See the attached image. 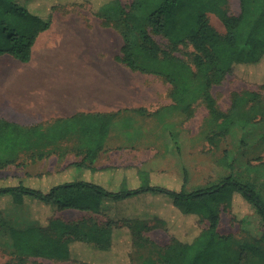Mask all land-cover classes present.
Listing matches in <instances>:
<instances>
[{
	"label": "trees",
	"instance_id": "trees-1",
	"mask_svg": "<svg viewBox=\"0 0 264 264\" xmlns=\"http://www.w3.org/2000/svg\"><path fill=\"white\" fill-rule=\"evenodd\" d=\"M82 1L101 4L97 9L92 7V15L100 20V26L120 35L122 46L115 58L117 63L131 72L160 78L170 87L172 112L191 119L195 107L203 104L209 116L219 122L216 136L225 138L231 125L239 120L241 108L257 107L259 96L245 92L232 95L229 112L222 113L211 91L226 77L234 76L237 69L248 81L264 89V0H239L238 17L229 16L221 9L224 0H129L127 7L121 0ZM62 7L58 4L49 7L40 0H0V57L29 63L37 38L49 29L53 14ZM42 9L48 12L46 17L31 13ZM208 13L218 17L225 29L224 36L210 26ZM151 35L165 38L173 50L190 46L193 50L190 63L161 51ZM256 70L259 72L254 74ZM132 111L145 113L142 108ZM118 115L77 114L47 127H22L0 118V170L24 167L26 162L22 158L36 162L57 155L64 159L70 153L67 146L80 158L57 173L0 179V219L12 204H28L31 211L34 207L42 209L40 215L35 214L34 219L38 220L35 226L9 231L10 249L17 263L45 259L61 263L116 264L103 255L117 250L122 257L120 264H158L149 258L145 249L147 240L143 235L151 224L171 235L170 246L161 255L162 264H240L245 252L264 262V249L259 241L240 244L218 234V207H231L235 195L264 224V202L249 185L229 175L218 184L188 192L185 174L183 178L169 173L155 174L159 180L154 183L149 173L136 168L97 170L93 167L105 150ZM117 172L130 173L138 186L131 188L128 178H122L117 185L98 184L93 180L98 173ZM144 197L150 198L144 201ZM155 197L165 200L170 207L164 216L156 211L159 207ZM126 202H133L129 212L140 208L143 215L138 212L125 217L127 210L119 205ZM44 208L51 213H43ZM61 211L100 216L105 223L99 225L93 218L73 223L47 219ZM192 219L205 222L206 226L191 239L184 237L183 240L173 227H182ZM121 230L130 241L125 250L119 247L122 234L118 231Z\"/></svg>",
	"mask_w": 264,
	"mask_h": 264
},
{
	"label": "rangeland",
	"instance_id": "rangeland-1",
	"mask_svg": "<svg viewBox=\"0 0 264 264\" xmlns=\"http://www.w3.org/2000/svg\"><path fill=\"white\" fill-rule=\"evenodd\" d=\"M40 1L42 4L49 5V7L53 4L64 5L60 11L58 10L56 12L60 13V15L62 14L61 12H64L62 14L63 16L70 15V17H74L76 15V17H84L86 21L85 51L87 57L92 56L93 53L95 56L104 58L112 57L115 59L119 56L122 46L120 35L110 28L99 26L98 21L92 18V7L97 9L101 4L91 2L90 5V3L82 0ZM121 3L127 7L130 1L121 0ZM20 5L26 6L21 3ZM221 9L229 16L238 17L240 14L239 0H224V5ZM42 12L45 13L42 9L33 14L39 17H46L48 12L45 14ZM206 16L210 26L219 35L224 36L225 29L218 17L213 13H208ZM151 38L161 51L170 52L173 56L190 63L193 52L190 46H178L173 50L165 38L155 35H151ZM251 69L253 70L254 68ZM257 72L259 71L256 70L253 73L256 74ZM140 77L143 84L147 83L150 87L149 92L145 93L144 91L143 98L151 103L146 102L145 106L142 107L145 110L143 114L133 113V111L124 113L125 117H130L133 114V116L137 117V121L130 118V120L126 119L124 121L134 124L138 122L140 125L146 124V127H149L148 123L151 121H155V123L170 121V123L174 124L173 130L168 125L167 128L170 130H156L157 128H155L153 131H150V133L157 132L161 139L158 143V148L159 152L162 150L165 151V155L167 154L165 156V160H168L167 167L179 172L178 175L174 174V172L167 173L179 176L180 178H183L185 174L187 177L186 191L188 192L200 189L208 184H218L230 175L236 181L252 187L264 202V89H261L257 83L248 81V77H244L239 69L234 72V76L226 77L220 85L213 87L211 94L215 99L217 108L222 113L229 112L231 97L234 94L251 92L259 96V102L256 104L257 107L252 109L249 105L241 108L239 110V120L231 125L229 134L225 138H219L216 136L219 122H215L209 116L203 104H198L195 107L192 118L186 119L183 115L170 110V87L162 79L145 75ZM155 96H157L156 99ZM9 117L13 118V115L10 114ZM118 123L120 125L114 124L113 130L119 129L116 132L124 134V140H131L132 136L137 137L143 134L138 130H122L121 123L123 122ZM145 132L148 133L149 131ZM167 134L170 135L169 139L166 137ZM126 142L129 143L125 141L121 144L127 146ZM67 148L70 149V153L66 156V160L59 159L57 155H51L45 160L36 162H31L28 158H22L26 162H24V167L10 166L0 170V179L9 176L21 177L23 175L36 174L37 172L57 171L64 165L78 162L80 158L76 152L72 150L71 146H67ZM40 209L39 207H34L33 211H31V207L28 204H12L2 213L0 219V264H18L17 258L10 249L9 231L10 229H25L30 226H35V222L37 221H35L34 217L40 215ZM218 211L220 214L218 234L220 236L230 237L240 244H253L259 241L260 246L264 249V224L250 210L240 196L235 195L233 197L231 207L224 208L223 206H219ZM43 213L51 212L44 208ZM52 214L48 218L59 219L67 223L82 220L87 221L91 218L99 225H104L105 223V219L100 216L76 211H61ZM149 226L150 230L143 235L144 239L147 240L145 249L149 258L158 264H162L161 255L165 254L167 247L170 246L171 235L159 227H153L152 224ZM205 226V222L192 219L190 223L182 227L174 226L173 229L184 240V237L191 239L201 229L205 228ZM127 244L130 245L129 237L128 235H124L121 238L119 247L125 250ZM103 257L115 261L116 264H120L122 261L121 253L117 250L103 255ZM25 264L76 263L29 259ZM240 264H264V262L258 261L255 257L245 252Z\"/></svg>",
	"mask_w": 264,
	"mask_h": 264
},
{
	"label": "crops",
	"instance_id": "crops-1",
	"mask_svg": "<svg viewBox=\"0 0 264 264\" xmlns=\"http://www.w3.org/2000/svg\"><path fill=\"white\" fill-rule=\"evenodd\" d=\"M92 18L100 26V20L94 16ZM85 33L84 17L63 16L55 12L49 29L37 38L29 63L23 64L10 57H0V115L3 117L0 118L22 127H47L77 114H119L114 124L120 125L118 122H123L122 130H138L143 134L124 140L125 135L117 133L119 129L113 130V124L105 150L99 154L93 167L97 170L136 168L149 173L155 179L154 183L159 180L155 174L174 172L178 175L179 172L175 169L167 167L165 151L159 152L158 143L161 139L158 133H150L155 128L173 130L174 124L170 121H151L148 123L149 127H146V124L124 121H137L133 114L125 117L124 113L141 109L149 102L143 98L144 91L146 93L150 90L149 85L145 82L143 84L141 74L131 72L112 57L104 58L95 56L94 53L87 57ZM10 114L13 118L9 117ZM168 125L170 129L167 128ZM166 137L169 139L170 135L167 134ZM125 141L129 142H126L127 146L121 144ZM173 160L175 161L174 158ZM69 165L52 172L63 171ZM37 174L39 173L30 176ZM93 177L98 184L110 182L117 185L122 178H128L131 188L138 186V181L130 173H98ZM149 198L144 197V201ZM154 200L159 207L156 210L159 211V216H164L165 211H169V205L159 197ZM132 205L133 202L119 205L122 210H127L124 216L131 217L138 212L142 216L140 208L135 212L128 211V207ZM120 234L127 235L123 230Z\"/></svg>",
	"mask_w": 264,
	"mask_h": 264
},
{
	"label": "bare ground",
	"instance_id": "bare-ground-1",
	"mask_svg": "<svg viewBox=\"0 0 264 264\" xmlns=\"http://www.w3.org/2000/svg\"><path fill=\"white\" fill-rule=\"evenodd\" d=\"M136 99V98H135Z\"/></svg>",
	"mask_w": 264,
	"mask_h": 264
}]
</instances>
